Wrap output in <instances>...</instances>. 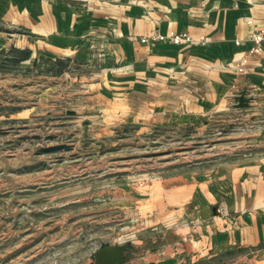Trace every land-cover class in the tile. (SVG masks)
<instances>
[{
  "label": "rangeland",
  "instance_id": "1",
  "mask_svg": "<svg viewBox=\"0 0 264 264\" xmlns=\"http://www.w3.org/2000/svg\"><path fill=\"white\" fill-rule=\"evenodd\" d=\"M21 27L0 15V264H97L109 245L140 260L178 211L165 202L174 184L255 152L246 111L189 127L108 119L106 38L86 61H55Z\"/></svg>",
  "mask_w": 264,
  "mask_h": 264
},
{
  "label": "crops",
  "instance_id": "2",
  "mask_svg": "<svg viewBox=\"0 0 264 264\" xmlns=\"http://www.w3.org/2000/svg\"><path fill=\"white\" fill-rule=\"evenodd\" d=\"M82 1L0 0V15L38 36L26 48L55 61H86L93 37H105L109 69L99 98L110 120L189 127L246 111L259 132L250 156L174 184L165 202L177 213L149 238L144 258L126 245L125 264H264V54L241 63L254 46L251 35L264 29V0ZM170 32L194 42L139 40ZM244 92L250 107L238 109Z\"/></svg>",
  "mask_w": 264,
  "mask_h": 264
},
{
  "label": "built area",
  "instance_id": "3",
  "mask_svg": "<svg viewBox=\"0 0 264 264\" xmlns=\"http://www.w3.org/2000/svg\"><path fill=\"white\" fill-rule=\"evenodd\" d=\"M249 23L252 24L251 21ZM250 40L254 46L248 52L247 56L241 60V63L244 64L248 62L251 56H256V55L260 56L264 54V29L255 31L251 35ZM157 42H169L174 45H182V44L193 43L194 39L188 33L170 32L166 35L157 33L152 37L143 40V43L155 44Z\"/></svg>",
  "mask_w": 264,
  "mask_h": 264
},
{
  "label": "water",
  "instance_id": "4",
  "mask_svg": "<svg viewBox=\"0 0 264 264\" xmlns=\"http://www.w3.org/2000/svg\"><path fill=\"white\" fill-rule=\"evenodd\" d=\"M235 107L238 109L249 108L251 99L244 92L236 97ZM126 245H109L98 249L95 252V261L97 264H125L127 259L123 255Z\"/></svg>",
  "mask_w": 264,
  "mask_h": 264
}]
</instances>
